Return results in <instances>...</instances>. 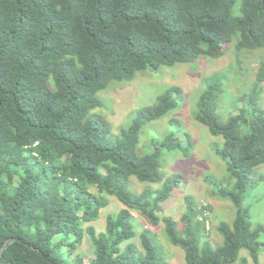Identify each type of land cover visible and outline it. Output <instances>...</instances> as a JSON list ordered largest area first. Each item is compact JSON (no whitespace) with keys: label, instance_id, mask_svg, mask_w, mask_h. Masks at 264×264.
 I'll use <instances>...</instances> for the list:
<instances>
[{"label":"trees","instance_id":"trees-1","mask_svg":"<svg viewBox=\"0 0 264 264\" xmlns=\"http://www.w3.org/2000/svg\"><path fill=\"white\" fill-rule=\"evenodd\" d=\"M238 52L264 48V0H0V264H170L156 234L142 229L133 211L164 223L183 264L261 263L246 192L253 169L264 163V60L248 93L226 119L219 113L223 85L206 80L195 119L221 137L217 155L226 179H206L213 194L236 208L221 221L223 243L208 238L206 211L185 196L183 227L160 205L181 187V176L161 171L162 149L179 150L171 134L149 153L138 150L142 124L177 107L180 88L165 87L113 135L92 111L96 93L113 80L201 56L218 58L224 45ZM160 183L141 192L130 180ZM116 197L122 207L97 232L93 221ZM86 224V225H85ZM88 234L92 256L78 250ZM12 238L4 249L6 239Z\"/></svg>","mask_w":264,"mask_h":264},{"label":"rangeland","instance_id":"rangeland-1","mask_svg":"<svg viewBox=\"0 0 264 264\" xmlns=\"http://www.w3.org/2000/svg\"><path fill=\"white\" fill-rule=\"evenodd\" d=\"M236 40L237 37L232 43L225 44L224 53L218 58L201 56L191 62H178L159 69L148 68L139 71L131 80H113L106 88L96 93L101 105L92 111L93 115H101L109 122L114 136L119 135L122 129L131 124L139 109L156 102L157 96L165 87L180 88V93L176 96V108L159 119L142 124L138 150L141 153L152 152L158 142L175 134L182 147L179 150L162 149L161 171L165 175L179 174L182 179L181 187L160 205V214L172 216L182 228L185 196L192 195L200 205L210 206L206 211V224L209 229L208 238L213 245L223 243L218 225L221 221L231 222L236 215V208L230 200L213 194L212 184L208 181L210 178L206 179V176H211L216 180H225L228 171L226 162L215 151L216 143L222 138L214 136L206 125L195 119V115L207 79L218 80L223 85L219 113L224 119L236 105L251 107L248 101L238 98L249 92L259 64L264 60V48L238 52L235 47ZM260 104L264 107V92ZM148 187L156 189L160 187V183L140 182L135 177L130 180V189L136 192ZM245 205L249 207L252 228L264 224V163L255 167L250 174ZM122 206L116 197L109 196V204L101 209L98 219L92 222L95 230L104 231L107 215ZM133 212L138 226L137 235L132 241L142 249L139 234L142 229L148 228L156 234L157 242L162 248L160 253H163L164 258L170 264H183L184 250L169 242L164 223L161 221L158 225H152L146 216L137 211ZM259 242V257L261 263H264V231L260 232ZM78 250L84 256H92L93 244L88 234L84 235ZM241 255L248 258L249 264H254L246 250H242Z\"/></svg>","mask_w":264,"mask_h":264},{"label":"water","instance_id":"water-1","mask_svg":"<svg viewBox=\"0 0 264 264\" xmlns=\"http://www.w3.org/2000/svg\"><path fill=\"white\" fill-rule=\"evenodd\" d=\"M11 240H12V238H8V239H6V241H5V243H4L3 247H2V249H4L5 246H6V244H7L8 242H10Z\"/></svg>","mask_w":264,"mask_h":264}]
</instances>
